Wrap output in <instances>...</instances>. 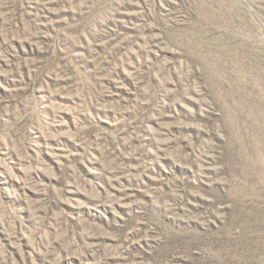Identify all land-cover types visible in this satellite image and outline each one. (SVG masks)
<instances>
[{
	"label": "rangeland",
	"instance_id": "1",
	"mask_svg": "<svg viewBox=\"0 0 264 264\" xmlns=\"http://www.w3.org/2000/svg\"><path fill=\"white\" fill-rule=\"evenodd\" d=\"M0 264H264V0H0Z\"/></svg>",
	"mask_w": 264,
	"mask_h": 264
}]
</instances>
